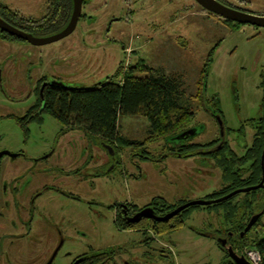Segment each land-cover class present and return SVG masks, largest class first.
<instances>
[{
    "label": "rangeland",
    "instance_id": "obj_1",
    "mask_svg": "<svg viewBox=\"0 0 264 264\" xmlns=\"http://www.w3.org/2000/svg\"><path fill=\"white\" fill-rule=\"evenodd\" d=\"M222 1L243 11L264 14V0ZM0 2L37 19L50 14L57 20L64 11L62 6L61 12L57 10L53 16L55 5L47 8L48 0ZM55 32L57 29L52 26L35 34ZM213 47L202 94L216 96L227 128L224 136L231 148L241 154L252 141L253 129L245 124L246 120L258 118L262 112L264 27L239 24L231 28L221 16L202 8L195 0H84L75 28L65 37L40 45L0 39V149L26 155L7 158L5 164L29 168L33 175L45 171L40 174L43 182L77 197L53 191L39 199L56 211L55 220L65 239L52 264H69L90 247L116 248L115 253L112 250L109 254L119 264L127 260L139 264H219L224 258L216 239L207 235L225 225L219 210L192 207L179 228L169 233L155 232L154 240L146 242L141 230L117 228L112 207L122 201L142 206L153 197H162L171 204L187 202L223 185L220 169L211 158L165 156L166 142L192 134L191 123L198 128L192 137L194 142L217 136L215 121L206 112L208 103L204 100L205 107L202 106L197 96L202 86L200 73ZM141 62L155 74L175 77L180 102L195 112L193 122L159 138H149L145 117L120 116L119 133L145 145L149 153L143 152L149 154L148 159L136 154L140 148L135 152L132 147L115 142L111 146L119 154L113 162L106 148L98 141L88 140L82 130L60 134L61 123L47 113H42L41 121H29L26 128L17 120L35 101L34 88L41 76L68 87H89L117 69L122 75L129 65ZM134 73L145 76L151 72ZM88 158L91 161L86 166ZM99 164L107 169L104 175H96ZM262 228L264 214L249 235L258 234ZM252 248L251 244L244 246V250ZM50 254V250L2 249L0 264H38L29 261L38 260L41 255L46 259Z\"/></svg>",
    "mask_w": 264,
    "mask_h": 264
},
{
    "label": "trees",
    "instance_id": "obj_2",
    "mask_svg": "<svg viewBox=\"0 0 264 264\" xmlns=\"http://www.w3.org/2000/svg\"><path fill=\"white\" fill-rule=\"evenodd\" d=\"M51 1L55 5L52 10L54 16V14L58 13L57 10L61 12L62 7L58 8V5L63 0ZM67 3L68 5L66 6ZM70 5L71 1L67 0L64 11L59 14L57 20L52 18L50 14H45L34 21L20 17L17 13L9 10H6L5 13L0 12V14L2 16L6 14L8 17L4 18L18 27L25 23L24 25H27L26 28H33L36 31L52 26L56 27V29H61L68 21L71 12ZM222 21L231 28L242 24L226 18H222ZM34 23L37 24L34 25ZM213 49L214 47L209 50L200 73L199 82L202 85L201 88L205 86ZM143 70L151 73L145 76L134 73L135 71ZM179 88V82L175 77L161 73L155 74L150 67L141 62L129 65L122 75H120V70L117 69L111 76L89 87H55L48 85L43 91V110L54 116L62 124L63 130L80 129L89 138L99 139L111 145L115 142L127 146L131 144L140 145L141 143L137 140L125 138L119 133L118 118L123 115H141L145 117L149 125V138H159L163 135L171 134L184 127L195 114L194 110L180 102ZM197 96L201 100V91ZM31 112L32 110L27 114L28 117L30 115L38 117L37 113L32 114ZM250 125L255 129L253 142L251 147L242 155H237L231 150L227 152L228 154H225L224 150L226 149L224 147L213 152H207V154L211 153L215 158L224 180V184L215 193L206 195L207 197H219L237 188L258 183L261 177V153L264 148V97L262 100V114L257 120L251 119ZM192 146H196V144L188 147ZM247 162L250 164L249 166H247ZM242 198L241 201H237L235 196H233L206 207L219 210L226 223L234 224L235 229L240 230L243 228L244 221L248 215L252 214L254 210L263 207L264 190L260 188L250 190L243 193ZM154 204L156 205L155 209H159L158 211L165 210V207L168 208L163 199L156 200ZM195 206L198 207L199 205L188 206L172 219L165 221L144 218L139 223H127L122 218H119L115 219V224L118 228H144L145 226H150L154 232L167 233L179 228L187 218L190 209ZM263 214L264 212L254 224V228L259 225ZM234 241L238 246L251 244L260 254V264H264L263 228L259 230L258 234L254 233L252 236L249 233L243 236L237 234ZM109 253V251H92L85 256L82 263L78 264H111L113 258L112 254L110 255ZM219 264L235 263L226 253Z\"/></svg>",
    "mask_w": 264,
    "mask_h": 264
},
{
    "label": "flooded vegetation",
    "instance_id": "obj_3",
    "mask_svg": "<svg viewBox=\"0 0 264 264\" xmlns=\"http://www.w3.org/2000/svg\"><path fill=\"white\" fill-rule=\"evenodd\" d=\"M66 1L67 0H63L62 3H59L58 8H61L62 6L65 7ZM70 1H71L70 10H72L73 2H72V0H70ZM219 1L226 3L222 0H219ZM83 2H84V0H82V4H83ZM51 4H53L52 1L48 0L47 8ZM82 4H81V9H82ZM67 5H68V3L66 4V6ZM228 5H230V4H228ZM2 6L5 8L3 9ZM230 6H232V5H230ZM6 10L15 12L18 14V16L23 17L25 19H28L30 21L38 20L41 18L40 17L37 19V18L24 16L23 14H20V12H18L17 10H14V9L10 8L9 6H7L6 4L0 2V12L5 13ZM70 14H71V12H70ZM6 16H7L6 14H4V16H2L0 14V17H2L5 21H7L5 19ZM69 17H70V15H69ZM69 17H68V20H69ZM7 22L12 24L9 21H7ZM24 24H22L21 27H18L17 25H13V24L12 25L21 29V30H24L26 32H30L33 35H37V34H35L36 33L35 29L26 28L27 25H24ZM36 24L37 23H34V25H36ZM58 30H60V28L57 29V31ZM0 39L4 40L6 42H10V43L14 42L16 40L29 42L23 38L12 35V34L6 32L4 30H1V29H0ZM0 76H1V66H0ZM58 83H59L58 80H49L46 76H41L36 81V85L34 88V92H35V96H36L35 101L33 102L32 105H30L28 107V109L25 111V113L21 117H17L18 122L23 127L26 128L27 123L31 120L41 121L42 120V113L49 114L48 112L43 110V102H44L43 101V99H44L43 91L48 85L49 86H55V87L61 86ZM204 88H205V86H204ZM204 88H201V97H200L201 100L200 99L199 100L202 102V106H204V107H205L204 100H206V102L208 103V107H205L206 112L215 121V125H216L217 130H218L217 136L215 138L209 140V141H206V142H194L192 137L198 133V128L196 125L191 123V125L189 127L192 129V132H193L192 134L188 133L187 135L183 136L184 138H182L180 140L170 139L166 142L167 143L166 147L168 148V152L165 154V156H173V157H178V158H190L191 156H195V155H199V156L203 155V156H206L204 158H209V159L211 158L213 160V162L216 164L215 158L211 155V153L207 154V152H211V151L213 152L214 150H218L221 147H224L226 149V150H224L225 154H228L227 152H229V150L234 151L231 148L229 141H227L225 136H224V132H226L227 128H225L223 125L222 126L223 129L221 131L220 126H219V122L216 123V119L217 120L220 119L222 121V124H223L222 111L219 107L218 100L216 99L215 95H213L211 97H203L202 90ZM39 101H40V103H39ZM38 103H39V105H38ZM36 105H37V107L35 108ZM31 110H32L31 113L32 114L37 113L38 117H32L31 115H30V117H28L27 114ZM215 113L217 115L216 118L214 117ZM261 114H262V112H261ZM49 115H51V114H49ZM258 118H251V119L257 120ZM193 119H194V117L191 119L192 122H193ZM251 119L246 120L245 124H249V126L253 129L252 141H251V144L249 146L245 147L243 153L248 148L251 147L252 142H253V136L255 133V129L250 125ZM67 131H69V130H63V126H62L59 130V133L60 134L65 133ZM83 134L88 140L98 141L100 143V145H103L106 148L107 152L109 153L110 158H111V160H113V162H114L115 158L118 157L119 153L116 150L114 151L111 144L106 143L104 141H101L99 139L89 138L84 132H83ZM138 142H140V141H138ZM208 143H211V144H208ZM194 144H196V146H192L190 148L188 147V146H191ZM203 144H207V145H203ZM112 145H114V143ZM128 146L132 147V149L135 150V152H136V150H138V148H140V150H138V153H136V154H138L141 157L142 156L145 157V159L150 158V156L148 154L149 151L146 149L145 145L131 144ZM263 150H264V148H263ZM263 150L261 153V160H260L261 177H260L259 181L262 178V171H263L262 168L264 165V155H262ZM143 151H147L148 153H145ZM243 153H241V154L236 153V154L242 155ZM23 156L26 157V155L23 154L22 151H11L9 149H0V250H1V252H2V249L3 250H10L11 252L23 251V250L27 251V250H34V249L38 250V251L43 250L44 252L50 250L51 254L46 259H43L42 255H41V258H39L38 260H33L31 262L29 261V263L52 264V261H53L55 254L64 245L65 239H64L63 234L60 233V231L58 229L57 222L55 220L56 211L53 208L51 209V207L42 204L41 200H39V199L46 192H53V191L61 192L62 194H65L69 197L70 196L75 197V198H77V197L71 193H68V192L58 188L57 186H55L53 184H48L46 182H43V177L40 174L44 173L45 171H39L38 175H33V170H31L29 168H24L21 165L10 166V165L5 164V160L7 158L8 159H15L17 157H23ZM262 159H263V164H262ZM90 161H91V159L88 158V160L86 161V166L89 164ZM212 164L210 165L211 167L213 166ZM249 165L250 164L247 162V166H249ZM79 166L84 167L85 165L83 166L80 164ZM216 167H218L217 164H216ZM78 170H80V169H78ZM96 171L98 174H96V173L95 174L98 176L104 175L105 173H107V169L106 168L103 169L101 164H99V167ZM68 172L71 173L72 171H68ZM220 172H221V170H220ZM69 173H66V174H69ZM221 181L224 184L222 174H221ZM259 181H258V183H259ZM240 188H242V187H240ZM259 188L264 190V181H263V186H261ZM256 189H258V188H256ZM256 189H251V190H256ZM217 190H215L213 193H215ZM249 191L237 192L230 197L235 196V200L241 201L243 198L240 199L239 196L240 195L242 196L243 193H246ZM229 192H231V191H229ZM213 193H211V194H213ZM221 196H223V195H221ZM221 196H219V197H221ZM219 197L218 196H214V197L204 196V197L199 198V199H216ZM230 197H228V198H230ZM228 198H226V199H228ZM160 199H163L168 206V208L165 207V210H162V211H158L159 209H155L156 205L154 204V202L156 200H160ZM226 199H223V200H226ZM218 202H220V201H218ZM183 203H185V200H182V201L175 203V204H171V203L167 202L162 197H153L148 203H146L142 206H138L136 203H134L132 201H122V202L114 203L112 205V207L114 208V211H115L114 222H115V219H119V218L120 219L122 218L127 223H139V221H141L144 218L153 219L155 221H165V220H156L153 217L151 218V217H147L144 215L139 216L136 221H130L129 219L131 217H134L137 213H139L144 208H149L150 212L152 213L153 216H159V217L164 216L166 213L172 211L177 206H179ZM214 203H217V202H211L210 204H214ZM210 204H203V205L195 204V205L208 206ZM183 209H181L177 214H179ZM208 210H214V209H208ZM261 210H263V212H264V205L262 208H259V209L255 210L252 214L248 215V217L244 221L243 228H241L240 230L235 229L234 224H231L229 222L226 223L222 217V214H221V219L225 225L219 229H216L214 232H211L207 235H210L211 237L216 239L218 246H220L221 250L224 251V256L226 253L228 254L227 247H229V246L237 254L244 255V246H238L235 243V241H234L235 236L237 234L239 236H243L245 234H248L250 232L251 228L254 226V224L257 222L258 218L261 215L257 218L256 222L248 230L244 231V227L246 226L250 217L253 214L258 213ZM177 214H175V215H177ZM175 215H173L169 219H172ZM169 219H166V220H169ZM119 229H121V230H125V229L141 230L145 236L144 240L146 242H148L150 240H154V237L156 234L154 232V230L152 229V227H149V226H145L144 228L133 227V228H119ZM167 233H169V232H167ZM222 240L225 241L224 245L221 244ZM112 250H113V253H115L116 248L109 247V248H105V249H96L95 250V249L90 247L87 251H84L82 253L77 254L72 259L71 263H69V264H73L74 262H76V264L82 263L84 261L85 256L88 255L92 251L98 252V251H112ZM145 254H146V251L143 253V255L145 256ZM112 256L114 257V255H112ZM228 256H229V254H228ZM232 261H233V259H232ZM111 264H119V263H117V261L113 258L111 261ZM121 264H139V263H136L133 261L129 262L127 260V261H125V263H121ZM147 264H149V263H147Z\"/></svg>",
    "mask_w": 264,
    "mask_h": 264
},
{
    "label": "water",
    "instance_id": "obj_4",
    "mask_svg": "<svg viewBox=\"0 0 264 264\" xmlns=\"http://www.w3.org/2000/svg\"><path fill=\"white\" fill-rule=\"evenodd\" d=\"M195 1L202 8H204V9H206V10H208V11H210L216 15L221 16L222 18L230 19L232 21L239 22L242 24H251L254 26L264 27V14H255V13L243 11V10L237 9L233 6H230L226 3H223L219 0H195ZM72 2H73V6H72V10H71L69 20L67 21L66 25L63 28H61L60 30H58L57 32H55L53 34L46 35V36H36L30 32H26L24 30H21L15 26H13L12 24L5 21L2 17H0V29L4 30V31H6L12 35H15L17 37L23 38V39H25V40H27L30 43L35 44V45L53 42V41L58 40L62 37H65L66 35L71 33L77 24V21L80 17V14H81L82 0H72ZM58 84L61 86H65L61 82H59ZM218 122L220 125V130L222 131V129H223L222 121L219 119ZM186 133H187V131H186ZM262 155H264V150H263ZM262 164H263V159H262ZM262 170H263L262 171V178L259 181V183L255 184V185L237 188V189H235V190H233V191H231V192H229V193H227V194H225L219 198H216V199H194V200L187 201V202L177 206L172 211L166 213L164 216H160V217L159 216H153L152 213L150 212L149 208H144L139 213H137L134 217H131L129 220L130 221H136L138 219V217L142 216V215L147 216V217H151V218L153 217L156 220H166V219H169L170 217H172L173 215L177 214L181 209H183L185 207L195 205V204L203 205V204H210L211 202H218V201H221L223 199H226V198L232 196L233 194H235L237 192L249 191L251 189L259 188V187L263 186L264 165H263ZM262 212H263V210L259 211L258 213L253 214L250 217L246 226L244 227V231L248 230L256 222L257 218L261 215ZM221 244L224 245L225 241L222 240ZM227 251H228L229 256L233 259L235 264H251V262H249L244 255L237 254L230 246L227 247ZM73 264H76V262H74Z\"/></svg>",
    "mask_w": 264,
    "mask_h": 264
},
{
    "label": "built area",
    "instance_id": "obj_5",
    "mask_svg": "<svg viewBox=\"0 0 264 264\" xmlns=\"http://www.w3.org/2000/svg\"><path fill=\"white\" fill-rule=\"evenodd\" d=\"M245 257L251 262V264H260V254L257 249L244 250Z\"/></svg>",
    "mask_w": 264,
    "mask_h": 264
}]
</instances>
